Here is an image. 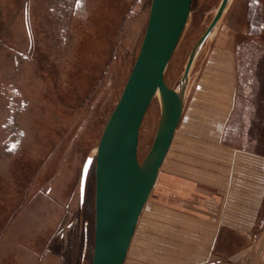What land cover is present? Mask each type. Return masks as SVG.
I'll use <instances>...</instances> for the list:
<instances>
[{
	"label": "rangeland",
	"instance_id": "1",
	"mask_svg": "<svg viewBox=\"0 0 264 264\" xmlns=\"http://www.w3.org/2000/svg\"><path fill=\"white\" fill-rule=\"evenodd\" d=\"M151 1L0 0V264L92 263L95 162L83 202L82 169L95 155L134 66ZM220 3L193 0L166 70L171 87L179 84ZM252 14L263 25L260 33L250 32ZM249 40L264 46V0H230L191 70L173 147L125 264H264V192L260 197L254 188L261 177L264 191V165L257 163L264 161V92L256 85L248 94L243 80L242 47ZM216 51L219 62L213 65ZM227 52L233 56L230 71L224 68ZM62 76L64 82L69 78V92ZM21 81L29 85L27 96L14 93L11 84ZM4 83L8 97L1 94ZM28 101V109L8 119L15 103L19 108ZM228 104L231 113L223 123L214 115ZM160 116L156 97L140 128L141 159ZM216 120L223 124L219 132L212 131ZM21 128L27 132L21 134ZM188 137L205 142L217 137L231 147L224 170L233 179L230 189L227 181L221 189L197 181L198 195H175V181L191 178L173 163Z\"/></svg>",
	"mask_w": 264,
	"mask_h": 264
},
{
	"label": "water",
	"instance_id": "2",
	"mask_svg": "<svg viewBox=\"0 0 264 264\" xmlns=\"http://www.w3.org/2000/svg\"><path fill=\"white\" fill-rule=\"evenodd\" d=\"M230 0L221 3L193 46L182 78L171 87L165 74L191 14L193 0H152L145 35L129 78L101 135L84 163L80 196L86 195L95 162V232L91 264H125L140 216L181 122L191 70ZM161 116L153 143L139 156L140 128L155 98Z\"/></svg>",
	"mask_w": 264,
	"mask_h": 264
},
{
	"label": "crops",
	"instance_id": "3",
	"mask_svg": "<svg viewBox=\"0 0 264 264\" xmlns=\"http://www.w3.org/2000/svg\"><path fill=\"white\" fill-rule=\"evenodd\" d=\"M27 30H28L27 32H29V35L31 36L32 35V29L29 27V29H27ZM19 53L22 54L23 52L21 51ZM218 53H219V51H216L214 54L215 58L212 59L213 65H215L219 62L218 56H217ZM226 59H227V62L224 64V68L230 71L233 68V66H232L233 56H232L231 52L226 53ZM16 63H17V61H16ZM62 66L64 68V64H62ZM225 73H226V70H225ZM62 80L64 82V76H62ZM21 82H22V85L17 84L16 82L15 83L13 82L11 84L12 86L15 87L16 92H14V93H21V94H24L26 96L29 95V92L31 91V90H29V85L26 83L24 84L23 81H21ZM68 82H69V78H67V80L65 79L64 83H65L67 92L70 91V89H69L70 84ZM1 91H2L1 94L4 97L9 96L10 89L6 86L5 83H4V87L1 89ZM16 96H19V95H16ZM21 96H23V95H21ZM225 96H224V101H226V104H227L228 101H230V100H229V96H227V95H225ZM11 100L12 101L16 100V97L15 96L11 97ZM7 106L9 107L10 105H7ZM16 106H17V103H15L14 107L10 108L7 112L5 111L6 116L8 117L9 120H12V118L14 116H17L18 114H21L20 113L21 111L23 112V110L28 109L31 106V104H30V101H28V102H24L22 104V106H20L19 108ZM231 109L232 108H230V105L228 104V109H223L221 111L215 112L214 116L221 117V119L223 118V120H221V121H223V123H224V119H225V117H229V115L231 113ZM5 121L6 120H4V122ZM218 121L216 120L213 122L212 131H214V132L215 131L219 132L223 126V124L218 122ZM24 132H27V129L21 128V134H23ZM176 133H177V131H176ZM176 133H175V136H176ZM175 136H174L173 142L171 144V147H170L167 155H169V153L173 147ZM189 138H191V140H187V141L181 140L180 144H179V152L177 154H178V158H180L179 161H182V162H179L176 160V162H173V163H174V165L175 164L178 165V168H180L179 170H182V171L184 170L186 173H188V175H190L191 178L190 179L181 178L180 180L175 181V184H176L175 192L177 193V194L175 193V195L176 196H185L186 195L185 192L189 191V195L192 198L193 193L195 191H197V189H195V191H193L195 182H197V181L198 182L204 181L207 184H211L212 187H217L219 189H221L222 186L225 187V183L227 181V187L229 186L228 189H230L231 185L233 184V179H232V177H229L228 175H226L224 170H225V167L227 168V165H229L230 156H231V152H232L231 147L224 145L223 143L216 140L217 137H215V138L213 137L212 141H207V142L200 141V140L198 141L197 139L194 140L192 137H188V139ZM167 157L168 156H166V160H167ZM259 161H257V163L264 165L263 160H259ZM257 183H258L257 187H256V185H254V188L257 190L258 195L261 197L263 192H264L263 188H262L263 186H262L261 177H259V180ZM198 193L199 192H195V195H198ZM212 201H213V199H212ZM54 264H59V263L57 262Z\"/></svg>",
	"mask_w": 264,
	"mask_h": 264
},
{
	"label": "flooded vegetation",
	"instance_id": "4",
	"mask_svg": "<svg viewBox=\"0 0 264 264\" xmlns=\"http://www.w3.org/2000/svg\"><path fill=\"white\" fill-rule=\"evenodd\" d=\"M251 34L260 33L263 25L260 24L258 14H252L250 17ZM244 51L243 64L244 73L243 80L247 86L248 94H252V90L257 85L264 92V46L257 43L247 41L242 47Z\"/></svg>",
	"mask_w": 264,
	"mask_h": 264
},
{
	"label": "bare ground",
	"instance_id": "5",
	"mask_svg": "<svg viewBox=\"0 0 264 264\" xmlns=\"http://www.w3.org/2000/svg\"><path fill=\"white\" fill-rule=\"evenodd\" d=\"M214 16V15H213ZM94 152H96V149L94 150Z\"/></svg>",
	"mask_w": 264,
	"mask_h": 264
}]
</instances>
